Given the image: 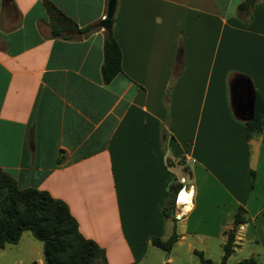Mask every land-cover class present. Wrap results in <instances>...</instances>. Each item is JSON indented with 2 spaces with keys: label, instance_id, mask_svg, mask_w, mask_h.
Here are the masks:
<instances>
[{
  "label": "crops",
  "instance_id": "crops-1",
  "mask_svg": "<svg viewBox=\"0 0 264 264\" xmlns=\"http://www.w3.org/2000/svg\"><path fill=\"white\" fill-rule=\"evenodd\" d=\"M48 1L92 28L55 35L44 0H0V167L17 187L65 202L106 264L171 261L151 238L173 230L188 248L208 238L222 247L240 205L258 218L264 117L246 141L231 86L246 77L264 102V0L246 12V0H116L121 71L109 82L107 0ZM176 170L193 193L179 219Z\"/></svg>",
  "mask_w": 264,
  "mask_h": 264
},
{
  "label": "trees",
  "instance_id": "trees-1",
  "mask_svg": "<svg viewBox=\"0 0 264 264\" xmlns=\"http://www.w3.org/2000/svg\"><path fill=\"white\" fill-rule=\"evenodd\" d=\"M252 3V0L241 2L237 7L238 11H248ZM44 6L55 35L71 37L75 32H88L92 28L77 29L76 25L50 1L44 0ZM120 61L121 51L118 43L113 37L111 39L106 37L100 67L104 82H109L121 71ZM244 78L246 77H237L233 83ZM253 96L252 119L242 122L246 141L263 131L264 102L256 89H253ZM178 188L179 185L177 188L172 185L170 190L173 192ZM247 222V212L240 205L234 214L231 227L223 231L225 241L222 244L223 253L219 262L204 257L201 250H193L201 264H226L236 246V232L239 226ZM24 230L31 231L32 235L42 242V264H106L103 248L81 234L78 223L65 202L52 197L46 190L35 187L18 188L15 180L0 167V248L6 243L17 242ZM177 238L178 235L173 230L165 240L152 237L151 244L168 252ZM235 264L257 263L253 257H248Z\"/></svg>",
  "mask_w": 264,
  "mask_h": 264
},
{
  "label": "rangeland",
  "instance_id": "rangeland-1",
  "mask_svg": "<svg viewBox=\"0 0 264 264\" xmlns=\"http://www.w3.org/2000/svg\"><path fill=\"white\" fill-rule=\"evenodd\" d=\"M176 172L177 179H179L182 173L179 170H176ZM189 183L187 182L186 185ZM173 216L176 219L179 218V214L175 213V207ZM247 218L248 222L245 223L242 230L239 232L235 249L228 257L226 264H235L248 257H253L257 264H264V212L256 219H250L248 216ZM176 222H178V220ZM178 223L180 224L182 221ZM205 226L211 227L212 224L210 222ZM192 240V248H188L186 242L180 244L174 243L168 252L157 250V253L163 255L164 258L171 252L170 256L172 260L167 261L168 264H201L193 250H201L204 257L213 262L220 261L223 250L221 245H218L217 239L208 238L204 243L199 242L197 239ZM206 243L208 246H206ZM42 249V242L34 237L31 231L24 230L17 242L6 243L4 247L0 248V264H30L36 261L33 260V258L43 256ZM150 257L149 255L142 264H152L153 261L157 263L160 260V258H157L152 261ZM163 264H165V262Z\"/></svg>",
  "mask_w": 264,
  "mask_h": 264
},
{
  "label": "water",
  "instance_id": "water-1",
  "mask_svg": "<svg viewBox=\"0 0 264 264\" xmlns=\"http://www.w3.org/2000/svg\"><path fill=\"white\" fill-rule=\"evenodd\" d=\"M116 7V0H107L105 18L101 19L99 26L103 27L109 39L112 38V21ZM233 95V108L237 117L242 120H250L253 115V87L246 78L234 82L231 86ZM30 264H38L31 262Z\"/></svg>",
  "mask_w": 264,
  "mask_h": 264
},
{
  "label": "built area",
  "instance_id": "built-area-1",
  "mask_svg": "<svg viewBox=\"0 0 264 264\" xmlns=\"http://www.w3.org/2000/svg\"><path fill=\"white\" fill-rule=\"evenodd\" d=\"M105 18V15H102V17H101V19H104ZM186 183H187V181H186V178L185 177H180L179 178V184H180V186H179V188H178V190H177V193H176V200H175V203H177V199H178V196H179V194L182 192V191H184V190H186V191H189L190 192V190H191V185H186ZM192 197H193V195H191L190 196V200H191V206H192ZM178 204V203H177ZM185 204L186 203H182V204H179V218H181V217H183V216H185L186 215V213H185V211H183V209L185 208ZM189 212V211H188ZM178 218V219H179Z\"/></svg>",
  "mask_w": 264,
  "mask_h": 264
},
{
  "label": "bare ground",
  "instance_id": "bare-ground-1",
  "mask_svg": "<svg viewBox=\"0 0 264 264\" xmlns=\"http://www.w3.org/2000/svg\"><path fill=\"white\" fill-rule=\"evenodd\" d=\"M181 194L187 196V199L186 200H181ZM191 195H193L192 190H190V192L184 190L178 196V199H177V203L178 204L186 203L185 204V208L183 209V211H185V213L188 212V211H190L191 208H192V206H191V200H190V196Z\"/></svg>",
  "mask_w": 264,
  "mask_h": 264
},
{
  "label": "snow or ice",
  "instance_id": "snow-or-ice-1",
  "mask_svg": "<svg viewBox=\"0 0 264 264\" xmlns=\"http://www.w3.org/2000/svg\"><path fill=\"white\" fill-rule=\"evenodd\" d=\"M187 199V196L181 194V200H186Z\"/></svg>",
  "mask_w": 264,
  "mask_h": 264
}]
</instances>
